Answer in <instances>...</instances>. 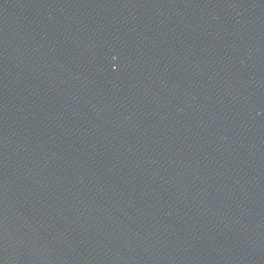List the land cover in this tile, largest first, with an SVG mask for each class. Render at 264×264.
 I'll use <instances>...</instances> for the list:
<instances>
[{
  "label": "water",
  "instance_id": "95a60500",
  "mask_svg": "<svg viewBox=\"0 0 264 264\" xmlns=\"http://www.w3.org/2000/svg\"><path fill=\"white\" fill-rule=\"evenodd\" d=\"M0 264H264V0H0Z\"/></svg>",
  "mask_w": 264,
  "mask_h": 264
}]
</instances>
